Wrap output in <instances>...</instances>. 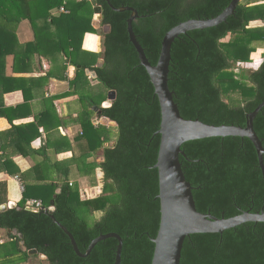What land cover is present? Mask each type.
Returning a JSON list of instances; mask_svg holds the SVG:
<instances>
[{
  "label": "trees",
  "instance_id": "1",
  "mask_svg": "<svg viewBox=\"0 0 264 264\" xmlns=\"http://www.w3.org/2000/svg\"><path fill=\"white\" fill-rule=\"evenodd\" d=\"M109 1L115 8L131 6L142 16L132 22V28L153 65L162 37L170 28L187 19L215 17L231 0ZM96 4L101 7L100 24L108 27L102 33L100 53L82 49L84 34L97 31L89 0L0 3L2 34L14 39V23L28 19L34 39L27 46L33 52L47 57L49 53L43 47L52 38L57 52L76 67L72 82L86 79L85 70L89 69L106 90L115 91V98L105 108L101 103L106 96L94 99L84 93L86 90L81 93L82 110L76 118L81 132L73 140L78 138L82 147H75L79 152L75 162L62 164L61 173L52 166L62 180L55 177L26 183L16 206L0 211V230L8 239L2 245L0 264L114 263L115 238L99 241L88 256L80 257L50 213L72 234L82 253L98 235L114 232L122 239L120 264L151 262L152 239L160 221L158 174L153 168L160 142L156 133L159 102L128 39L126 21L130 12L115 11L106 0H96ZM11 12L17 13L16 20L9 18ZM255 21L258 23L253 24ZM90 39L87 35L86 46L99 45ZM259 52L261 59L254 68V61H250L258 58ZM170 55L168 87L182 117L216 126L244 127L247 113L264 101V0H239L226 21L179 35ZM98 57L103 62L96 66ZM93 106L102 110L100 115ZM98 117L114 122L116 130L93 123ZM253 128L264 147V106L255 116ZM67 147H71L69 140ZM181 149L185 153L179 157L182 171L193 187L197 211L225 218L244 211H264V179L248 138L197 139L185 142ZM89 150L93 157H89ZM98 151L100 161L95 157ZM262 159L264 165V154ZM91 187H100L99 193L82 198L83 190ZM32 199L40 201L43 209L28 206L27 200ZM85 211L100 216L89 224L81 216ZM33 249L37 252L29 254ZM180 264H264V222H245L222 233L190 234L183 242Z\"/></svg>",
  "mask_w": 264,
  "mask_h": 264
},
{
  "label": "crops",
  "instance_id": "2",
  "mask_svg": "<svg viewBox=\"0 0 264 264\" xmlns=\"http://www.w3.org/2000/svg\"><path fill=\"white\" fill-rule=\"evenodd\" d=\"M8 16L11 20L18 17L13 12ZM100 19L101 16L93 15L92 24L97 31L84 34L83 50L102 51V33L108 27L103 29ZM14 24L12 22L11 26L14 25V39L0 32V206L11 203L15 207L22 198L26 183L47 182L55 177L62 180V176H58L62 164L71 165L75 162L76 154L79 153L75 147L78 150L82 147L78 138L73 140L78 132L76 118L82 110L80 95L99 82L86 73L85 81L80 79L72 82L76 67L69 65L57 52V44L52 38L43 47L49 55H39L27 46L34 39L29 20L22 19ZM87 35H91V39L98 38L99 45L87 47ZM102 62V58L98 57L97 64L101 65ZM102 120L109 121L105 117ZM66 139L70 141L71 147H67ZM53 165L60 169V173L53 169ZM91 188L100 191V187ZM4 233L1 229L0 260L4 253L2 245L8 240ZM39 258L43 256L39 255Z\"/></svg>",
  "mask_w": 264,
  "mask_h": 264
},
{
  "label": "water",
  "instance_id": "3",
  "mask_svg": "<svg viewBox=\"0 0 264 264\" xmlns=\"http://www.w3.org/2000/svg\"><path fill=\"white\" fill-rule=\"evenodd\" d=\"M94 14L101 16V7L96 4V0H89ZM111 9L123 12H130L127 18V34L130 43L135 48L140 65L146 70L150 82L154 89V95L157 96L160 107V124L157 134L160 135L159 148L156 162L153 168L158 174V194L157 198L160 203V221L159 227L152 242L154 244L153 254L150 264H180L181 250L183 242L187 236L195 233H222L223 231L234 228L245 222H264V211L251 213L244 211L238 215L225 218L216 217L210 213L197 211L195 201L192 195L193 187L185 179L180 162V155L185 153L181 149L182 144L191 140L204 139L210 137L238 136L248 138L253 144L258 164L264 179V165L262 156L264 147L253 128V120L259 110L264 106V101L256 106L254 110L247 113L245 126L236 125H210L203 123L198 119H185L181 116L178 106L173 98V92L168 87L169 64L171 60V45L173 41L181 34L194 29H204L217 26L226 21L234 13L239 0H231L230 3L215 17L207 19H187L179 22L170 28L162 37L161 47L158 59L155 64H151L145 55L144 49L137 41L133 32L132 22L140 18L136 9L131 6H122L115 8L109 0H106ZM101 34V31H98ZM100 64H97L99 66ZM80 67V66H77ZM86 74L96 78L94 72L89 69L85 70ZM115 98V91L109 90L107 99L102 102L101 107L110 106L111 101ZM93 111L100 115L102 110L98 106L92 107ZM94 119L93 123H98ZM53 205V200L50 201ZM7 207H14L9 203L0 206V211ZM50 217L69 238L74 252L80 257H86L90 254L93 247L101 240L106 238H115L118 241L114 263H121L122 239L114 232L100 234L92 239L84 253L80 252L72 234L60 224L50 213ZM15 233L16 231L13 230ZM19 236H21L19 234ZM35 249L29 250V254H35Z\"/></svg>",
  "mask_w": 264,
  "mask_h": 264
},
{
  "label": "rangeland",
  "instance_id": "4",
  "mask_svg": "<svg viewBox=\"0 0 264 264\" xmlns=\"http://www.w3.org/2000/svg\"><path fill=\"white\" fill-rule=\"evenodd\" d=\"M228 38H229V36H227L225 39H224V41H226V40H228ZM92 42H96V41H98V38H92V39H90ZM87 47H91V48H95V46H87ZM101 50V49H100ZM260 52H259V55H258V58H253L254 60H252V61H250V62H253L254 61V68L255 67H257L258 65H259V59H261L260 58ZM252 56V55H251ZM249 62V63H250ZM84 81H85V79H84ZM92 81H94V80H92ZM83 83H85V82H83ZM96 83V82H95ZM84 93L88 96V94L89 95H91V97L93 96V98L94 99H98V98H100V96H106L107 95V93L108 92H106V89H105V87L101 84V83H96V85L91 89V90H86V91H84ZM85 95V96H86ZM99 121L98 122H101V123H104V124H106V125H109V126H111V127H113V130H116L115 128H114V122H112V121H107V120H102V118H100V119H98ZM80 124H78V132H77V134L78 133H80L81 132V127L79 126ZM116 135V134H115ZM67 141H68V139H66ZM88 154H89V157H93L92 155H93V152L92 151H88ZM95 157H98L97 159L100 161L101 160V152L100 151H98V153H96L95 154ZM100 182H102V179H100ZM86 184H87V182L84 184L85 186H86ZM98 191H99V189L98 188H91V189H86V191H84L83 190V195H82V198H84V197H93V196H95L97 193H98ZM87 192V193H86ZM86 221H87V223H89V224H92V223H94V221L96 220V218H98L97 216H100V214H91V213H89V212H87V211H85V213L83 212V214L81 215Z\"/></svg>",
  "mask_w": 264,
  "mask_h": 264
},
{
  "label": "built area",
  "instance_id": "5",
  "mask_svg": "<svg viewBox=\"0 0 264 264\" xmlns=\"http://www.w3.org/2000/svg\"><path fill=\"white\" fill-rule=\"evenodd\" d=\"M60 10H62V8ZM27 205L32 206L34 210L43 209L41 202L38 200H27Z\"/></svg>",
  "mask_w": 264,
  "mask_h": 264
},
{
  "label": "flooded vegetation",
  "instance_id": "6",
  "mask_svg": "<svg viewBox=\"0 0 264 264\" xmlns=\"http://www.w3.org/2000/svg\"><path fill=\"white\" fill-rule=\"evenodd\" d=\"M103 27V29L105 28V27H107L106 25H104V26H102ZM107 28H105V30H106ZM102 104V103H101ZM100 118H102V117H98L97 119H100ZM259 212V211H258ZM251 213H255V212H251Z\"/></svg>",
  "mask_w": 264,
  "mask_h": 264
}]
</instances>
